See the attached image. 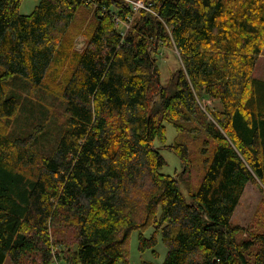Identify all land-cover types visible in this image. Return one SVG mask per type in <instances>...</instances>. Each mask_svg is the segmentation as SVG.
<instances>
[{
  "label": "trees",
  "instance_id": "1",
  "mask_svg": "<svg viewBox=\"0 0 264 264\" xmlns=\"http://www.w3.org/2000/svg\"><path fill=\"white\" fill-rule=\"evenodd\" d=\"M130 1L144 7L135 22L122 0H39L28 15L21 0H0L1 122L20 105L7 83L42 91L51 70L74 66L57 88L65 122L50 155L35 150L36 132L9 139L0 122V264H129L131 233L148 228L138 249L160 238L161 264H264V232L236 242L230 225L245 187L264 185V81L252 77L264 0ZM85 24L87 46L71 53L70 33ZM162 45L179 59L165 87L152 59ZM203 99L220 110L203 114ZM184 133L206 138L187 197L161 174L159 152L188 166Z\"/></svg>",
  "mask_w": 264,
  "mask_h": 264
},
{
  "label": "rangeland",
  "instance_id": "2",
  "mask_svg": "<svg viewBox=\"0 0 264 264\" xmlns=\"http://www.w3.org/2000/svg\"><path fill=\"white\" fill-rule=\"evenodd\" d=\"M125 3H130L133 11V21L135 22L138 18V12L144 8L140 5V2L131 3L130 0H122ZM39 0H21L19 7V14L28 15L30 11L38 4ZM139 3V4H138ZM94 10L96 6H90L86 8L84 15V21L86 19L94 20ZM130 21V25L131 22ZM87 22V21H86ZM90 22V21H89ZM88 22V23H89ZM133 22V23H134ZM135 24V23H134ZM129 28V24L124 25L119 23V28ZM91 29V28H90ZM71 34V53H80L87 46V33L89 26L86 24L75 32L72 30ZM149 50L151 48H148ZM152 59H155V63L158 69V78L161 87H165L172 73L179 67L178 54L174 47L160 46L157 54L152 55ZM70 62L67 60L62 63L61 69L54 68L51 70L47 77L46 85L43 90L32 91L30 86L23 81L14 80L7 83V89L9 95H17L18 106L17 114L8 119L7 122L1 124L4 126V131H7L9 139L26 137L27 135L36 134V141L34 148L36 151L43 155H50L54 148L60 131L64 126L65 114L63 111V104L60 101V90L63 87V77L66 73H69L74 66H70ZM74 65V64H73ZM72 67V68H71ZM71 68V69H70ZM70 69V70H69ZM252 77L264 81V43L262 46L261 53L255 62ZM54 82V83H53ZM60 90H58V89ZM198 107L203 114H206L205 108H209L212 111L220 110L219 104L209 99H203L198 102ZM208 120L211 121V117L207 116ZM196 123V122H195ZM194 122L191 126L193 129L197 128V124ZM176 136V131L168 124H166V139L165 145H170L173 138ZM200 138L194 137L193 133H184L180 136V139L186 138V142L191 146L190 160L188 166L183 167L178 159L168 150L165 146L159 145V152L162 155L165 166L160 171L161 174L169 175L179 178L181 184L179 186L182 194L187 197V183L190 181L198 182L204 172L203 157L200 156L199 148L204 139V135L200 134ZM202 138V139H201ZM158 146V145H157ZM238 205L230 220L232 227H240L239 232L236 235V242L249 241L256 234L264 232V185L258 181L254 184H248L243 194L238 201ZM153 230L151 228L146 229L144 232H133L131 233L128 240V252H129V264H161L166 255V248L163 245L160 238L157 239V244L154 248L139 251V236L143 239L149 240ZM256 252V247L251 248L246 254V258L252 261L253 254ZM3 264H11L6 259ZM51 264H57L52 262Z\"/></svg>",
  "mask_w": 264,
  "mask_h": 264
},
{
  "label": "built area",
  "instance_id": "3",
  "mask_svg": "<svg viewBox=\"0 0 264 264\" xmlns=\"http://www.w3.org/2000/svg\"><path fill=\"white\" fill-rule=\"evenodd\" d=\"M131 3H133V2H131ZM139 4V3H138ZM140 5H141V3H140Z\"/></svg>",
  "mask_w": 264,
  "mask_h": 264
}]
</instances>
